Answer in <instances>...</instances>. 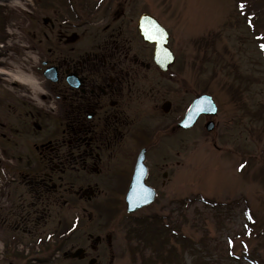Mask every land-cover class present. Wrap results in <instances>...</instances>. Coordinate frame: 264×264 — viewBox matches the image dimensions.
<instances>
[{"label": "flooded vegetation", "instance_id": "obj_1", "mask_svg": "<svg viewBox=\"0 0 264 264\" xmlns=\"http://www.w3.org/2000/svg\"><path fill=\"white\" fill-rule=\"evenodd\" d=\"M19 1V7L0 2V70L29 75L18 81L0 74V258L25 262L27 255L19 253H41L51 244L54 253H80V260L95 258L93 264L101 263L88 253H122L116 233L122 220L112 224L113 213L106 224L102 210L125 216L124 196L134 172L141 176L143 170L138 188L147 186L155 196L133 214L143 213L133 218L132 239L139 253L146 243L165 253L168 228L144 236L152 224L169 221L154 210L163 208V194L184 189L186 146L199 143L209 121L213 130L220 125L221 103L210 89L216 75L203 80L199 52L181 58L169 27L148 11L137 13L136 0ZM144 14L166 30L172 60L167 51L155 58V43L143 40L138 20ZM14 15L20 22L8 27ZM202 93L213 97L216 113L180 126ZM184 201L176 199L178 205ZM63 208L72 209L71 220L50 229ZM149 209L155 213L148 216ZM89 221L94 233L82 232L64 248L73 230Z\"/></svg>", "mask_w": 264, "mask_h": 264}, {"label": "rangeland", "instance_id": "obj_2", "mask_svg": "<svg viewBox=\"0 0 264 264\" xmlns=\"http://www.w3.org/2000/svg\"><path fill=\"white\" fill-rule=\"evenodd\" d=\"M136 1L137 13L148 11L169 27L181 58L199 52L203 80L210 81L211 75H216L210 81V89L221 103L220 125L215 135L202 129L199 143L186 146L183 191L169 198H163V194L158 205L163 208L154 209L160 212V217L170 215L169 221L174 227L180 226L181 240L169 235V253H154L152 243L144 244L145 250L139 253L136 241L130 237L132 234L128 235L130 241L126 244L122 237L124 227L130 228L135 222L107 208L102 210L106 224L113 221L110 219L113 213L116 219L112 224L122 220L118 221L122 222V227H118L120 223L117 225L121 230L116 231L122 253H88V256L97 257L101 264H108L107 261L111 264H264V54L262 56L261 48L264 0H243V16L237 8L241 3L238 0ZM0 2L17 7L23 3L19 0ZM91 4L88 5L90 10L93 9ZM251 8L260 11L259 14L249 17L247 13ZM7 22L8 27H15L20 22L19 15L9 17ZM19 70L11 72L13 78L21 74L29 77L28 71ZM216 135L219 141L213 146L211 139ZM172 178L176 180V172ZM178 197H184L183 204H177ZM154 210L145 213L150 216L149 212L153 214ZM71 211L58 209L57 222H53L50 229L60 228L71 220ZM94 225L92 221L82 228L79 225L62 246L76 242L82 232L93 234ZM3 228L0 225L1 231ZM54 251L51 244L41 253L26 254L28 259L37 261L33 264H88L87 258L80 260L71 258V253L64 255ZM10 260L13 259L0 258V264H9ZM25 262L17 258L12 264Z\"/></svg>", "mask_w": 264, "mask_h": 264}, {"label": "water", "instance_id": "obj_3", "mask_svg": "<svg viewBox=\"0 0 264 264\" xmlns=\"http://www.w3.org/2000/svg\"><path fill=\"white\" fill-rule=\"evenodd\" d=\"M143 35L145 36V38H146V36H148L146 33H143ZM153 199V195L151 194V197L149 198V201H151ZM128 205H129V207H128V211H133V210H135L138 206H140V205H138V204H136L135 203V201H134V199H133V197L132 196H129V198H128ZM148 201V202H149ZM78 253H73V255L72 256H76Z\"/></svg>", "mask_w": 264, "mask_h": 264}, {"label": "trees", "instance_id": "obj_4", "mask_svg": "<svg viewBox=\"0 0 264 264\" xmlns=\"http://www.w3.org/2000/svg\"><path fill=\"white\" fill-rule=\"evenodd\" d=\"M244 1L243 0H241V3H243ZM240 12H245V8H241V11ZM259 12L260 11H258V10H255L254 8H251V11H250V13H248V14H250V15H253L254 17L255 16H257L258 14H259Z\"/></svg>", "mask_w": 264, "mask_h": 264}, {"label": "bare ground", "instance_id": "obj_5", "mask_svg": "<svg viewBox=\"0 0 264 264\" xmlns=\"http://www.w3.org/2000/svg\"><path fill=\"white\" fill-rule=\"evenodd\" d=\"M4 73H5V74L7 73L10 77H13V75H12L11 73L5 72L4 70H0V74H4ZM14 78L19 80L20 78L23 79L24 77H23V76H19V77H17L16 75H14ZM26 78H27V77H25V79H26Z\"/></svg>", "mask_w": 264, "mask_h": 264}, {"label": "snow or ice", "instance_id": "obj_6", "mask_svg": "<svg viewBox=\"0 0 264 264\" xmlns=\"http://www.w3.org/2000/svg\"><path fill=\"white\" fill-rule=\"evenodd\" d=\"M241 7H243V5H241ZM150 38H153V39H155L156 37H155V36H151V35H150ZM262 47H264V45H262Z\"/></svg>", "mask_w": 264, "mask_h": 264}]
</instances>
